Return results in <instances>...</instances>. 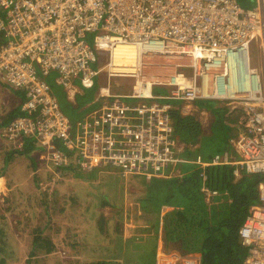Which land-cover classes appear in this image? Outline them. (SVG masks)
<instances>
[{
	"label": "built area",
	"instance_id": "obj_1",
	"mask_svg": "<svg viewBox=\"0 0 264 264\" xmlns=\"http://www.w3.org/2000/svg\"><path fill=\"white\" fill-rule=\"evenodd\" d=\"M91 32L93 43L86 38ZM118 43L135 44L143 68L162 67V77L147 86L144 75L111 70ZM100 50L108 66L94 69ZM103 68L108 78H135L131 92L99 86L100 103L72 123L47 76L56 74L73 103ZM0 83L23 92L18 108L26 112L0 120V149L22 148L30 137L32 154L49 168L109 165L146 177L181 160L173 102L219 100L237 117L233 153L224 148L190 161L228 165L235 177L263 176L238 235L246 248L241 264H264V0L251 8L237 0H0ZM153 85L166 86V93L154 94ZM201 189L206 197L217 194ZM200 260L198 252L163 250L154 264Z\"/></svg>",
	"mask_w": 264,
	"mask_h": 264
},
{
	"label": "trees",
	"instance_id": "obj_2",
	"mask_svg": "<svg viewBox=\"0 0 264 264\" xmlns=\"http://www.w3.org/2000/svg\"><path fill=\"white\" fill-rule=\"evenodd\" d=\"M237 1L246 8H251L255 5V0ZM55 76V73H51L47 76V80L61 108L72 123L100 103L99 99H94L96 91L93 87L95 83L92 86L83 87L82 91L77 92L76 100L72 103L67 99L66 92L61 85L54 81ZM166 91V86L154 85L152 87L154 94H162L166 93ZM14 92L20 95L23 94L20 90H14ZM193 102L196 106L211 113L213 116L211 127H216L217 130L229 137L230 128L228 127V122L233 117L231 113L227 112L228 108L224 104H221L217 99L210 98H198L193 100ZM18 107L19 103H16L8 111V117H2L1 122H6L18 114L26 113ZM171 117L175 131L174 136L183 143L181 155L189 160H192L197 155H201L206 159L210 153L208 155L199 151L200 140L202 136L207 135L203 131L200 122L193 115L182 114L179 109L175 108L172 109ZM26 141L22 148H6L8 153H5L2 163H0L2 164L0 166L2 172L9 162L7 157L18 152L21 154H32L35 148V138L30 140V137H27ZM197 143L198 145H196ZM227 143L228 138L221 150L227 148ZM194 144L195 146L191 147ZM30 158L33 166H35V156ZM72 160L73 157L71 156L70 162ZM190 163L185 164L184 174L180 177L155 178L157 179L156 181H151L150 190L145 195L147 197L141 199L145 203L142 204L140 200L141 215H145L142 219L147 230L149 227L155 229L158 227L159 221L156 214L160 210L161 205H172L174 206L173 210L163 217L165 236L168 242L172 243L171 245L169 244L170 248L168 250L178 249L181 252H198L201 259L200 264H241L246 254V248L240 242L238 228L248 214L250 206L257 200V186L263 176L261 174L241 173L240 176L235 177L232 174L231 167L228 165L201 167L191 161ZM107 166L109 165L102 167L107 168ZM62 170L71 171L74 176L79 177L95 175V168L84 171L78 169L72 163L62 168ZM203 185L209 189H216L217 194L212 195V197H206L201 189ZM151 200L153 201L152 206L146 202ZM32 207L37 211L38 217L27 227L29 239L25 249H29L28 254L31 256L38 254L48 255L52 252L54 244L51 233L47 232L51 224L46 222H55L56 219L51 220L49 217L43 220L44 224L43 222L38 224V219L41 216L38 205L35 204ZM29 213L34 215L36 212H33L30 208V210H27V214ZM145 228L144 226L134 227L138 231H143ZM3 231L0 232V238L6 235V230ZM52 234L54 238L56 236L61 242L66 243L68 240L67 244L73 245V243H76L75 241L73 243L69 241L70 237L62 227L53 228ZM133 239L134 236L128 238L127 241L132 243ZM175 241L178 242L173 244ZM223 241L228 247L227 250H222V246L220 248V243ZM3 244H6V240L2 241ZM2 245L0 244V261H4L3 256L15 261L17 254L14 257L13 255H6ZM14 248H16L15 243L13 244ZM10 253H13V251L11 250ZM112 260L101 259L89 264H114ZM29 261L30 258H27L26 264Z\"/></svg>",
	"mask_w": 264,
	"mask_h": 264
},
{
	"label": "rangeland",
	"instance_id": "obj_3",
	"mask_svg": "<svg viewBox=\"0 0 264 264\" xmlns=\"http://www.w3.org/2000/svg\"><path fill=\"white\" fill-rule=\"evenodd\" d=\"M95 34L96 32L87 34L86 38L90 43H93ZM252 52L255 54V49H253ZM97 56V61L92 64L94 69H98L102 66L107 67V52L100 50L97 52ZM188 60L189 59H186L185 61ZM185 71L189 72L190 68H187ZM134 80L135 78H125L121 76H111L108 78L106 76V69L103 68L100 75L95 76V86L93 89L97 92L99 86L108 85L112 92L123 93L124 91H127L129 93L132 90V83ZM19 99V95L14 92V89L0 83V115L2 114V117L8 115V111L18 103ZM177 103L180 104L182 101L178 100ZM206 114L207 120L209 121L210 132L206 136H202L199 151L204 154L210 153L211 155L214 152L222 151L221 149L226 144L228 135L217 130L216 127H211L210 123L213 120V116L208 112ZM2 117H0V120ZM3 147L4 148H1L0 150V163H2L5 153H8V150H6L7 147ZM32 156L34 155L21 154L19 152L15 153L10 158L7 157L9 162L3 170L4 173L0 168V173L8 176L6 181H3L4 179L0 180V220H5L9 229L12 228L14 231H11L9 234L6 232L5 237L10 238V240L8 241L5 239L6 244L2 245V236L0 244L3 246L6 255H13L14 257L17 254L15 261L9 257L6 258L1 255L4 257V261H0V264H26L27 258H30V261L27 262L28 264H89L96 260L109 258L108 256L111 255V252H113L118 245L116 244L117 236H120L117 234L118 230L120 228H122L121 231L124 230V222H135V220L132 219V213L124 209H118L116 212L113 208L108 211H98V213L93 216V209L89 208V211L87 209L83 210L84 208L81 209L82 204L80 202L83 200V196H96L95 201L93 202V200H91L89 203L90 205L93 203L100 205L97 196H105V198H109L110 201L108 200V202L113 204L111 197L121 196V183H123V180L126 179V177H123L117 169L113 174L104 173L105 175L102 178L95 175L94 177L74 176L71 171L49 168L41 164L40 161L35 158V166H33L30 158ZM1 165L2 164H0V166ZM2 184L5 185L7 189H2ZM59 196H78V201L75 202L77 204V207L75 208L77 211L72 206H68L70 203L66 197H63L65 199H62ZM117 200L118 198L116 199V202ZM146 202L149 203L150 206L153 205L152 200ZM141 203L144 204L145 201L141 200ZM35 204L38 205L41 215L38 219V224H41L44 219L49 217L51 220L56 219L55 222L45 221L46 223L51 224L47 229V232L51 233L54 244L52 252L48 255L38 254L31 256L28 254V248L13 249L14 241L12 238L14 235H17L16 231L21 232L20 235L22 236V238L18 236L16 237L18 244L23 245L24 247L27 244L29 239V236L27 235V227H29L38 217L37 211L32 207V205ZM30 208L33 212H36L34 215L30 213L27 214V210H30ZM69 208L70 211L66 212L70 213L69 218L65 216L66 214L63 215L59 212L60 209L61 212H63L69 210ZM84 211L85 213L88 211L91 214L90 217H87L90 224L89 230L85 229V235H83L84 228L81 226L86 221L81 217V214L79 215V213H82L83 215ZM110 211L111 213H109ZM144 216L145 215H141L140 213V215L136 217L140 220ZM78 220H80L81 226L79 225V222L77 223ZM98 225L103 229V233L106 234L105 236H103L102 233L99 234L100 231L97 229ZM66 226H72L75 228L76 233L81 237H77L76 233L75 235L68 234V230L73 228H66ZM55 227L64 228L68 236L76 243H73V245L61 244L56 236L55 238L53 237L52 232ZM125 231L130 233L128 227L125 228ZM86 233L89 235H86ZM89 236L93 237L92 240L96 239V242L93 243L92 240H89L87 238ZM104 238L107 240L105 244L103 243ZM10 241H12V243ZM101 244L104 246L108 245V247L106 249H97V246H100ZM220 244L222 250H227L228 247L224 241ZM122 245V243L121 245L119 244L120 247ZM146 245L147 244H137L136 241L130 243V246L126 247L130 253L125 249L128 254L127 260L137 264H149L147 260L149 258L150 250H148ZM90 246H92V248H90ZM11 250L13 253H10Z\"/></svg>",
	"mask_w": 264,
	"mask_h": 264
},
{
	"label": "crops",
	"instance_id": "obj_4",
	"mask_svg": "<svg viewBox=\"0 0 264 264\" xmlns=\"http://www.w3.org/2000/svg\"><path fill=\"white\" fill-rule=\"evenodd\" d=\"M80 91H82V89H80L78 92H80ZM123 93H127V91H124ZM94 99H98V92H96ZM99 101H101V99H99ZM177 101L178 100H175L173 102V108L172 109H174V108L179 109V111L182 114L193 115L200 122L203 131L208 134L210 132V127L208 124L209 121L207 120V116H206L207 114L206 113L207 112L210 113V112L203 109V108L197 107L193 101H190V102L182 101V103H180V104H178ZM0 117H2V114L0 115ZM232 117H233L232 120H234V121L230 120L228 122V127L230 128V132H229L230 134L228 137V143H227L226 147L230 148V150L233 153L230 141L234 137L235 132H236L235 129H236V125H237V117L235 115H232ZM196 145H198V143ZM194 146H195V144L191 145V147H194ZM179 155L181 157V160L179 162H177L175 165H173L172 167H170L169 169H167L166 171H164L160 176L146 177L143 175H137V174H133V173L125 174L122 171H120L118 167H114V166H107V168H104L102 166H99V167L96 166L95 167V176H100V178L104 177V175H105L104 173H111V174L114 173L116 169L118 170V172H120V174L123 177H126V179L123 180V183H121L122 184V186L120 188L121 196L111 197L113 200V204L108 202V200H109L108 197L105 198V196H97L98 201L100 202V205L95 204V203L90 205V203H89L91 200H93V202H94L96 199V196H83L84 198L80 202L82 204L81 209L84 208L83 210L87 209L89 211V208H92L93 209V211H92L93 216H95V214L98 213V211H100V212L101 211H108V210H112L114 208V211L117 212L118 209L119 210L124 209V210H128V212H131L132 213V219L135 220V222L134 221L133 222L130 221L128 223L124 222V224H125L124 230L121 231L122 228H120L117 232V234L120 235V236H117L116 244H118V245L116 246V249L113 252H111V255L108 256L109 258H107V259H113L112 261H114V264H137V263H132V262L127 260L128 254L126 252L128 251V248H126V247H129L130 243H131V242L127 241V239L131 238L132 236H134L133 240L136 241L137 244H147L146 246H147L148 250H150L149 258L147 260V262L149 264L150 263L154 264L155 257L158 253L162 252L163 250H168L170 248L169 246L172 243H169L168 239L165 236L164 227H163V217L168 212L172 211L174 206L169 205V204H162L161 205L160 210L157 211V214H156L157 220L159 221L158 227L156 229L153 227H149L147 230V227L145 226L144 220L143 219L138 220L139 218H137L136 216H139L141 213L140 200L147 197L145 195H147L148 191L150 190V187H151L150 184H151L152 180L156 181L157 179H155V178L180 177V176H182V174H184L185 164H188V163L191 164V163H190L189 159H187L186 157H183L181 155V152ZM211 155H213V154H211ZM211 155L206 157V159H208ZM193 163H195V162H193ZM196 165H198V164H196ZM6 179H8L7 175H0V180L6 181ZM2 187H3L2 189H7V187H5V185H3V184H2ZM140 195H142V196H140ZM59 197H61L62 199H65L63 197H66V199L70 203L68 206H70V207L72 206L74 209L77 207V204L75 202L78 201V196H73V197L72 196H69V197L68 196H59ZM117 198H118V200L116 202ZM115 206L117 209L115 208ZM75 210L77 211V209H75ZM68 211H70V208H69V210H65L63 212H61V209H60L59 212L62 213L63 215L66 214L65 216L69 218L70 213H66ZM88 211L86 213L84 211L83 215H82V213H79V215L81 214V217L86 221L82 226L80 225V220L77 221V223L79 222V225L82 228H84V231H83L84 234L83 235H85V231H86L85 229L89 230V224L90 223H89V219H87V217H90L91 214ZM109 213H111V211ZM114 214H115V212H114ZM101 216H103V215H101ZM59 219H60V216H59ZM138 226H144V228L145 227L146 228L143 229V231H138V229H134V227L137 228ZM69 227H70V229L73 228L72 226H66V228H69ZM127 227L129 228L130 233L125 231V228H127ZM97 229L100 231L99 234L102 233L103 236L106 235L103 233V229H101L99 227V225L97 226ZM3 230H6L5 232H7L8 234L11 233V231L14 232L12 230V228L9 229V226L5 220H0V232H4ZM68 232H69L68 234H70V235H75L76 229L73 228L71 230H68ZM16 233H17V235H14L15 237L13 236V238H12L14 243H15V247L17 249H22V248L24 249L25 247L23 245L18 244V240L16 239L17 236L22 238V236L20 235L21 232L16 231ZM89 233L92 234L91 232H89ZM76 235H77V237H81L77 233H76ZM86 235H89V234L86 233ZM87 238L89 240H92L93 237L89 236ZM5 239L8 241L10 240V238H7L4 236L3 240H5ZM0 241H1V238H0ZM67 241H66V243L61 242V241L60 242H61V244L67 245V243H68ZM69 241H72V243H73V240L71 239V237H70ZM106 241H107L106 238H104L103 243L105 244ZM10 242L12 243V241H10ZM92 242L95 243L96 239H93ZM177 242L178 241H175V242H173V244L174 243L176 244ZM121 243L123 245L120 247L119 244L121 245ZM124 246H125V248H124ZM107 247H108V245L104 246L103 244H101L100 246H97V249H106ZM72 248H73V246H72ZM90 248H92V246H90ZM125 249L127 251H125ZM128 253H130V252L128 251Z\"/></svg>",
	"mask_w": 264,
	"mask_h": 264
},
{
	"label": "bare ground",
	"instance_id": "obj_5",
	"mask_svg": "<svg viewBox=\"0 0 264 264\" xmlns=\"http://www.w3.org/2000/svg\"><path fill=\"white\" fill-rule=\"evenodd\" d=\"M139 49L135 44H115L113 46V57L110 63V69L122 72H136L140 76L145 77L147 86L153 77H162V67H145L139 61ZM155 68V69H154ZM153 69V70H151ZM137 87V86H136ZM143 88V87H142Z\"/></svg>",
	"mask_w": 264,
	"mask_h": 264
},
{
	"label": "flooded vegetation",
	"instance_id": "obj_6",
	"mask_svg": "<svg viewBox=\"0 0 264 264\" xmlns=\"http://www.w3.org/2000/svg\"><path fill=\"white\" fill-rule=\"evenodd\" d=\"M181 246V245H180ZM176 250H178V249H176Z\"/></svg>",
	"mask_w": 264,
	"mask_h": 264
}]
</instances>
